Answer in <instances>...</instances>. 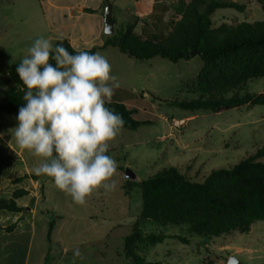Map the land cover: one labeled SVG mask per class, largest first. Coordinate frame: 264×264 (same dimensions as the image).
Segmentation results:
<instances>
[{
    "label": "rangeland",
    "instance_id": "rangeland-1",
    "mask_svg": "<svg viewBox=\"0 0 264 264\" xmlns=\"http://www.w3.org/2000/svg\"><path fill=\"white\" fill-rule=\"evenodd\" d=\"M26 1L29 0H0V68L4 71L25 56L20 49L26 45L18 42L19 35L28 31V25L20 19L23 15L21 9L27 7L33 11L39 6L37 2ZM108 1L113 5L115 32L136 24L135 31L139 35L160 33L165 24L180 19L189 4V0ZM219 1L245 4L247 10H218L212 18L213 28L236 22H264V7L258 0ZM105 2L104 11L107 0ZM43 7L53 26L54 22L60 21L62 14H68L66 11L57 12L47 4ZM61 20L63 25L75 22L71 17H62ZM84 24L89 27L90 43L85 45L75 39V46L97 47L101 41L97 39L96 21L88 18L79 22V26ZM81 34L79 27L75 38ZM102 36L107 39L105 33ZM111 51L115 54L101 55L108 59L112 74L118 77L121 85L115 89L112 102L136 109L137 120L152 123L136 131H121L111 142L107 154L117 161V174L112 178L116 188L111 192L101 188L83 206L75 204L69 195L59 190L50 177L37 175L40 196L38 211L34 215L37 232L34 256L38 258L41 251H49L48 264H127L124 241L141 219L143 209L141 189H129L128 184L138 183L172 167L193 182L202 183L214 169L232 168L264 146V106L213 113L184 111L166 103L174 97L195 98L185 89V84L195 79L204 68L199 55L178 63L162 58L138 62L117 48ZM241 93L264 94V78L250 81ZM2 103L3 91L0 89V106ZM17 124L16 117L0 111V177L3 185L9 178L36 175L33 169L41 162L40 158L17 147L10 132ZM24 185L27 190L31 188L29 182ZM5 188L2 199H6ZM31 207H25L23 214ZM52 221H55V227L50 242L48 231ZM139 228L143 236L179 235L190 241L184 244L168 238L155 246L148 243L138 245V253L149 262L227 264L231 257H235L242 264H264V222L261 221L254 223L249 233L233 232L220 237L191 235L186 225H161L152 220H142ZM76 248L83 253L82 259H73Z\"/></svg>",
    "mask_w": 264,
    "mask_h": 264
},
{
    "label": "trees",
    "instance_id": "trees-1",
    "mask_svg": "<svg viewBox=\"0 0 264 264\" xmlns=\"http://www.w3.org/2000/svg\"><path fill=\"white\" fill-rule=\"evenodd\" d=\"M264 7V0H258ZM232 9L245 12L247 5L219 0H189L187 10L180 19L161 27L160 33L139 35L136 24L121 28L99 47L85 49L97 53L114 47L138 62L162 58L172 63L190 60L191 52H199L204 68L198 76L185 84L194 99L174 97L166 101L172 107L189 112L210 111L221 113L241 107L264 106V94L241 92L255 79L264 78V22H236L213 28L212 18L218 10ZM73 54L77 51L68 39L58 40ZM54 44V45H55ZM20 62L13 63L7 71L0 68V89L3 103L0 111L17 117L25 103L26 91L16 72ZM50 63L55 66L54 61ZM123 116L122 131H136L150 120L139 121L137 110L130 106L111 102L107 105ZM39 180L36 175L25 174L13 180L18 184L26 179ZM129 189L139 187L142 192L141 219L125 238L127 264H164L149 262L138 253V245L155 246L168 238L189 244L179 235L143 236L139 228L142 220H152L161 225L188 226L191 235L220 237L233 232L249 233L256 222H264V146L232 168L214 169L202 183L193 182L177 168L164 169L155 176L138 183H130ZM125 187V188H126ZM44 191V188H41ZM29 195L25 189L16 190L10 199H0V210L23 214L24 208L17 200ZM55 221L49 226L48 240L52 242ZM17 224L1 230L13 233Z\"/></svg>",
    "mask_w": 264,
    "mask_h": 264
},
{
    "label": "clouds",
    "instance_id": "clouds-1",
    "mask_svg": "<svg viewBox=\"0 0 264 264\" xmlns=\"http://www.w3.org/2000/svg\"><path fill=\"white\" fill-rule=\"evenodd\" d=\"M16 72L25 103L10 132L19 150L40 158L34 173L50 177L80 206L101 188L114 191L118 165L107 153L125 121L107 106L121 86L108 59L98 52L73 54L62 43L39 37ZM77 258H83L79 248L73 250Z\"/></svg>",
    "mask_w": 264,
    "mask_h": 264
},
{
    "label": "crops",
    "instance_id": "crops-1",
    "mask_svg": "<svg viewBox=\"0 0 264 264\" xmlns=\"http://www.w3.org/2000/svg\"><path fill=\"white\" fill-rule=\"evenodd\" d=\"M26 2H35V4L37 2L39 6L33 11H30L27 7L21 9L23 15L20 19L22 23L28 25V31L19 35L18 42L19 44L26 45V47L20 49L21 53L25 55H27V49L33 44L35 39L44 37L50 39L52 43L55 44L58 41L56 39L57 36L61 34L65 39L70 41L75 50H85V48H78L75 46V39L85 45L90 43L87 36L89 28L88 24L79 26V22L88 18L94 19L98 27L97 39L101 42L97 47L102 46L110 37L107 35V39L104 40L102 36V34L105 33V11L102 10L106 3L105 0H29ZM44 4H47L49 8L54 9L57 12L66 11L68 14H62L60 16V21L54 22L55 26H53L49 16L46 14L45 8L43 7ZM62 17H71L75 22L63 25L61 20ZM4 20L8 21L9 18L4 17ZM79 27L82 29L83 35L81 34V36L75 38ZM113 48L114 47H108L98 51V53L112 55L115 54L114 51H111ZM16 178L17 177L9 178L6 181V184L3 185V179L0 177V199H2V191L5 187L7 194L4 197L10 199L16 190H27V186L24 184L25 182H29L31 185V188L27 190L29 191V195L18 199L17 205L24 209L28 205H32V207L29 209V212H26V214L0 210V264H48L49 251H41L38 258L34 256L37 234L36 217L34 215L38 211L37 200L40 196V179L35 181L30 178L21 183L15 184L13 183V180ZM15 223L17 224V228L13 233H7L1 230L2 228H6Z\"/></svg>",
    "mask_w": 264,
    "mask_h": 264
},
{
    "label": "water",
    "instance_id": "water-1",
    "mask_svg": "<svg viewBox=\"0 0 264 264\" xmlns=\"http://www.w3.org/2000/svg\"><path fill=\"white\" fill-rule=\"evenodd\" d=\"M104 24H105V34L108 36H114L115 35V26L116 21L113 18V5L107 0V6L104 13ZM199 52L192 51L191 52V58L198 56ZM147 98H150L149 95L146 94ZM159 103H164L161 100H158ZM227 264H242L237 258L231 257Z\"/></svg>",
    "mask_w": 264,
    "mask_h": 264
}]
</instances>
